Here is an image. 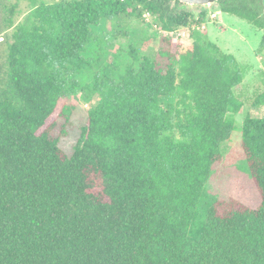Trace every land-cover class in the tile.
Returning a JSON list of instances; mask_svg holds the SVG:
<instances>
[{
    "label": "trees",
    "instance_id": "1",
    "mask_svg": "<svg viewBox=\"0 0 264 264\" xmlns=\"http://www.w3.org/2000/svg\"><path fill=\"white\" fill-rule=\"evenodd\" d=\"M18 1L0 21V34L12 29L0 69V264H264V115L253 114L264 77L242 100L233 55L208 40L173 42L204 23L205 8L196 17L174 0H26L31 17L14 26ZM214 5L261 31L264 55V0ZM144 13L157 23L154 54L131 46L119 73L85 57L101 21ZM82 94L99 102L68 156L59 144ZM244 105L241 149L260 203L215 200L194 229Z\"/></svg>",
    "mask_w": 264,
    "mask_h": 264
},
{
    "label": "rangeland",
    "instance_id": "2",
    "mask_svg": "<svg viewBox=\"0 0 264 264\" xmlns=\"http://www.w3.org/2000/svg\"><path fill=\"white\" fill-rule=\"evenodd\" d=\"M16 1L18 0H0V21L5 17L3 8L15 4ZM35 1L36 5H40L59 1L72 2L82 0ZM187 7L194 16H198L199 11L197 9ZM204 8L206 10L204 23L200 27L193 29L178 30L172 34L173 42H179L182 48H186L196 40H208L216 44L222 52L233 55L241 66L243 81L236 89V94L242 100H245V98L253 95L254 92L262 91L261 80L264 77V55L257 56L255 54L262 32L242 19L219 12L216 5ZM33 9L34 6L29 1L19 0L13 17L14 26L27 23ZM6 13L8 12L6 11ZM156 24L154 17L151 16L146 22L143 15L140 19L119 16L111 22L101 21L98 27L92 28L100 43L88 47L85 57L91 58L98 54L99 64L104 67L114 62L115 71L119 73L126 65L132 63L128 56L131 46L139 51L140 56L154 54L159 40V36L154 35L157 32ZM11 32L12 29L0 34V69L4 64V54L6 53L7 43L10 41ZM90 81L91 77H88L86 81H82V84H90ZM70 100L72 101L73 110L69 117V123L66 125V133L59 144V147L68 156L72 154L81 130L86 125L87 111L99 102V98L97 95L82 94L76 95ZM249 111V108L244 105L235 116V120L238 123L237 130L232 133L228 141L221 144L222 160L220 163L215 164L212 169L204 198L201 200L195 219L194 229H197L203 222L206 208L215 200L234 198L253 209L260 203V199L253 188L241 149L240 123ZM253 114L263 116L264 107L255 109ZM54 119L55 116L51 121Z\"/></svg>",
    "mask_w": 264,
    "mask_h": 264
},
{
    "label": "water",
    "instance_id": "3",
    "mask_svg": "<svg viewBox=\"0 0 264 264\" xmlns=\"http://www.w3.org/2000/svg\"><path fill=\"white\" fill-rule=\"evenodd\" d=\"M174 1H178L189 7H199V6L207 7L216 4L219 0H174Z\"/></svg>",
    "mask_w": 264,
    "mask_h": 264
},
{
    "label": "built area",
    "instance_id": "4",
    "mask_svg": "<svg viewBox=\"0 0 264 264\" xmlns=\"http://www.w3.org/2000/svg\"><path fill=\"white\" fill-rule=\"evenodd\" d=\"M143 17L145 18L146 22L151 18V15L149 13H144Z\"/></svg>",
    "mask_w": 264,
    "mask_h": 264
}]
</instances>
